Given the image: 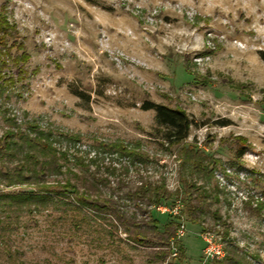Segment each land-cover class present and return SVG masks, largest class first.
<instances>
[{"label": "rangeland", "instance_id": "374dc122", "mask_svg": "<svg viewBox=\"0 0 264 264\" xmlns=\"http://www.w3.org/2000/svg\"><path fill=\"white\" fill-rule=\"evenodd\" d=\"M1 10L23 45L12 54L29 55L25 73L12 63L6 70L15 83L0 103L9 112L79 135L77 149L91 157L102 141L140 145L152 161L148 176L179 191L166 202L182 201L185 257L176 264H217L205 253L209 228L224 250L232 245L246 264H264V212L245 205L264 192V0H0ZM146 102L183 110L189 137L163 140ZM237 137L248 140L242 156ZM182 148L219 160L210 186L222 194L205 206L221 224L211 214L205 227L191 221ZM27 190L0 185V194ZM153 217L159 229L174 218L157 209ZM109 224L54 206L0 214V264H149L148 251Z\"/></svg>", "mask_w": 264, "mask_h": 264}, {"label": "trees", "instance_id": "16d2710c", "mask_svg": "<svg viewBox=\"0 0 264 264\" xmlns=\"http://www.w3.org/2000/svg\"><path fill=\"white\" fill-rule=\"evenodd\" d=\"M18 36L16 24L9 20L5 10H1L0 79L3 82L0 85V100L15 83L12 77H6V70L12 63L19 67L20 73H25L22 64L29 59L25 52L15 56L11 52L15 46L23 49ZM262 58L264 60V52ZM187 72L193 74L188 69ZM193 76L199 77L196 73ZM143 109L156 110V124L164 129L163 140L168 144L181 143L189 137L191 122L183 110L153 102H146ZM0 120L4 123L0 132V185L31 187L27 191L0 194V214L20 217L49 206L76 211L86 219L98 217L110 223L112 235L125 233L129 242L148 251L146 257L149 264H176V261L184 260L185 249L177 235L182 214L165 223L162 229L153 217L154 209L179 195V191H172L163 177L154 179L148 176L146 168L152 161L140 145L102 141L97 148L98 155L91 157L90 153L77 149L76 145L81 141L79 135L69 134L51 124L45 125L26 112L20 118L0 103ZM236 142L239 154L244 155L248 140L237 137ZM113 155L127 157L130 162L121 163ZM180 157L181 174L182 171L187 172L182 180L191 196L187 201L191 221L205 227L211 214L215 223L221 224L219 212H212L205 206L212 197L218 199L222 194L218 185L210 186L219 160L209 162L206 156L192 148H182ZM132 167L138 174L135 179L130 178ZM196 176L203 181L199 186ZM261 199H256L255 203V197L251 196L245 205L262 214L264 192ZM214 230L209 228L207 232ZM228 235L229 232L224 231V236ZM225 253L223 259L215 261L217 264L247 263L232 245L226 247Z\"/></svg>", "mask_w": 264, "mask_h": 264}, {"label": "built area", "instance_id": "2783aa9c", "mask_svg": "<svg viewBox=\"0 0 264 264\" xmlns=\"http://www.w3.org/2000/svg\"><path fill=\"white\" fill-rule=\"evenodd\" d=\"M176 202L177 203H175V205L172 206L173 208L172 207L168 208L167 203L162 202L160 205H158L156 207V209L162 213L168 212L169 214H173V216L176 217V216L181 214V211H178V210L182 204L180 200H177ZM184 232H185V225L182 222H180V225H179L178 230H177L178 237L181 238L184 235ZM202 236H203V239L207 245V248L205 250L206 255L212 260L223 259L226 255L223 244L217 243L214 240L213 235L209 232H206ZM175 255H176V250L174 249L173 256H175Z\"/></svg>", "mask_w": 264, "mask_h": 264}]
</instances>
